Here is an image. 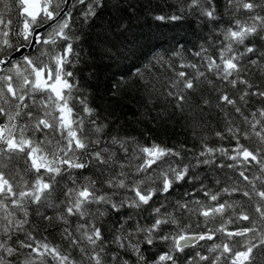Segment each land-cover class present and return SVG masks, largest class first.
<instances>
[{
	"label": "snow or ice",
	"instance_id": "obj_1",
	"mask_svg": "<svg viewBox=\"0 0 264 264\" xmlns=\"http://www.w3.org/2000/svg\"><path fill=\"white\" fill-rule=\"evenodd\" d=\"M122 3L114 0L112 6L122 12ZM177 4L178 14L157 15L154 19L172 23L197 16L211 26L206 38V43L208 39L211 43L208 47L201 44L195 51L181 45L167 60L162 55L153 56L144 65L133 66L131 75L147 85L157 65L171 70L173 78L167 81L166 96L175 101L181 113L189 93L195 94L200 84L207 83L218 93L217 107L231 106L247 126L244 130L228 120L225 131H217L215 136L235 143L228 148L210 147L205 137L201 150L193 153L188 163L183 161L189 149L178 150L156 141L141 143L119 135L104 141L108 125L92 118L96 110L82 95L76 71L82 59L85 28L96 26L108 0H0V264H106L107 260L129 264L118 253L109 257L105 244L134 254L136 264H148L140 244L152 245L156 235L169 248L155 264H179L181 253L186 264H257L258 259L264 264V106L250 116L240 106L252 96L264 102V90H253L247 79L253 67L264 73L260 63L264 52L250 41L253 37L264 41V16L250 15L248 21L235 18L241 10L253 13L257 8L264 9V0H225V12L232 14L227 27L222 25L218 0H177ZM13 8L15 25L4 18L5 11L11 13ZM115 29L123 35L128 26L114 18L108 21L107 30ZM209 48L214 50L209 52ZM186 51L199 62H181L179 68L192 69L191 73L176 70L175 61ZM258 52L259 60L253 59ZM101 55L111 57V49H102ZM209 74L224 82L225 88L237 90L239 96L221 92ZM202 103L211 102L204 99ZM253 137L257 147L241 142ZM21 159L25 162L22 169L15 167ZM205 166L217 173L227 169L224 178L214 180L215 185L225 186L214 191L211 183L205 184L208 177L196 172ZM90 168H95L101 178L84 176ZM74 172L85 182L78 183ZM66 178L74 186L61 190L64 200L57 205L54 194ZM183 184H190L194 192H185L188 199L176 201L175 207L181 215L195 217L194 223H183L174 213L162 215L164 205L153 207L157 196L171 194ZM201 195L203 198H198ZM236 196L241 200L234 199ZM92 205H104L106 210L97 207L93 212ZM43 207H59L62 211L53 218L41 214ZM124 209L129 211L110 233L109 241L104 225L98 221L108 211L119 216ZM143 212H149L151 223H133L134 215ZM30 214L50 225L54 219L66 225L61 231L64 243L53 244L47 237L38 239L35 229H26ZM70 217L77 220L74 228ZM164 226L170 230L160 235ZM141 234L142 241L133 239ZM214 253L218 255L213 257Z\"/></svg>",
	"mask_w": 264,
	"mask_h": 264
},
{
	"label": "trees",
	"instance_id": "obj_2",
	"mask_svg": "<svg viewBox=\"0 0 264 264\" xmlns=\"http://www.w3.org/2000/svg\"><path fill=\"white\" fill-rule=\"evenodd\" d=\"M114 0H108V7L102 12L100 17L96 19V26L93 28H85L84 44L82 45V59L81 63L77 65L76 76L79 80V85L82 90V95L87 97L88 103L96 110V116L92 117L97 120V123L107 124L103 134V140L107 141L112 135H119L121 137H133L141 143H163L168 147H175L176 149H189L187 157L183 162L188 163L193 153H198L201 150V140L207 138L206 142L210 147L224 146L226 148L234 144V141L228 139L220 140L215 136L217 131L224 132L228 127V120L234 122L233 126H240L247 130V126L242 123V117L235 113L231 106L217 107L218 93L207 83H202L198 86L195 94L189 93V100L185 105L183 113L175 107V101L166 96L167 81L173 78V72L167 68H161L159 65L153 70L151 76V83L145 85L144 82L138 80L131 75L130 69L133 66L140 67L148 62L153 56L162 55L165 60L175 51L177 47L183 46L186 50H198L201 44L205 47L211 43L206 38L210 36V25L203 24L201 20L194 15L186 16L181 22H160L154 19L157 15H169L172 13H179V5L177 0H123L120 5L124 11L117 12L112 6ZM257 3L260 0H256ZM3 6L0 5V8ZM219 15L221 16L222 25L227 27L232 14L225 12V0H218ZM259 14L264 16V9L257 8L255 12L248 13L241 10L235 14V18L241 21H248L250 15ZM4 18L7 21L11 19L13 24H16L17 15L15 9L11 13L5 11ZM114 18H120L122 22L128 26V31L120 34V29L108 31V21ZM250 22V21H249ZM264 35V33H262ZM250 41L259 52H264V41L258 37L250 38ZM219 43V41H217ZM111 49V57L101 55L102 49ZM214 49L209 48V52ZM259 52L253 59L259 60ZM183 63H198V59L186 51L182 58L177 59L175 64L176 70H185L192 72V69H181L179 64ZM264 65V61H260ZM201 71L205 69L200 68ZM123 76L124 82L121 81ZM209 78L214 80L215 87L221 92L228 91L233 98L239 96V92L232 89L230 86L225 88L224 82L215 79L209 74ZM247 79L254 85L253 90L259 88L264 90V73H261L252 68ZM119 85V87H114ZM153 85L155 86L153 88ZM210 100V105H203V100ZM244 110L245 115H249L257 108L264 106L258 97H249L247 104L240 105ZM198 125V127H194ZM88 127H91L89 125ZM246 146L254 148L258 146L255 137L250 140H241ZM194 163V161H193ZM25 162L23 159L15 163V167L23 168ZM253 168L252 172L255 173ZM196 172L203 178L207 176L208 179L204 181L205 184H212L213 190H218L225 186L215 185L216 178H224L228 172L227 169L217 173L215 169L208 167H201L196 169ZM84 176H89L92 179H98L99 174L95 168H90L84 172ZM73 177L77 179L78 183H84L82 176L73 173ZM29 179L34 177L29 176ZM74 186L70 179L61 180L57 186L54 194V202L60 205L64 197L60 195L61 190H66L67 187ZM102 191L106 190V186L97 185ZM198 188L199 185L197 184ZM193 193L194 189L190 184H183L177 186L171 194H161L155 198L153 207L162 208V215L167 213H174L179 217L183 223L195 222V217H190L188 214L181 215V212L176 209V201L186 200L188 197L184 193ZM198 198H203L202 195ZM227 199V197H225ZM237 201L241 200L240 196L234 197ZM191 206V205H190ZM100 207L102 211L106 208L104 205H92V211ZM244 207H248L247 204ZM62 208L43 207L40 212L44 216L55 218ZM129 211L124 209L121 215H117L114 211H108L101 220L98 221L104 225L105 235L110 241L114 228H118L120 223L124 220V213ZM133 212L135 210H132ZM30 224L25 225L28 230L37 232V238L47 237L48 241L53 244L64 243L61 240V231L66 226L63 223H58L53 220L52 225L47 220H42L40 216L30 214ZM72 228L75 227L77 220L75 217L69 218ZM138 221L142 225H149L151 218L149 212H143L138 216L134 215L133 223ZM83 222V221H81ZM213 226V225H210ZM127 227V226H125ZM169 227L164 226L160 235L167 234ZM23 239V234H20ZM133 239L143 240V234ZM238 239V238H237ZM217 243L220 241L217 240ZM211 243V242H209ZM108 250V256L113 253H118L121 259H128L129 264H136V256L128 253L123 249H119L115 244H105ZM142 254L147 259L148 264H155L156 259L160 254L168 251L169 245L156 235L152 245L140 244ZM199 251L200 249H196ZM24 254L27 250H23ZM189 255H194L191 250H186ZM205 254L207 250H203ZM218 255L214 253L213 257ZM179 264H186L185 254H179ZM79 259V256L76 257ZM23 259V255L19 257ZM106 264H111L110 260ZM260 264V260H257Z\"/></svg>",
	"mask_w": 264,
	"mask_h": 264
}]
</instances>
